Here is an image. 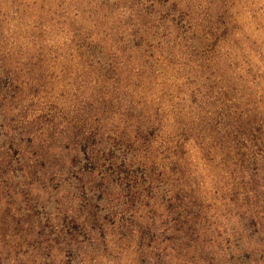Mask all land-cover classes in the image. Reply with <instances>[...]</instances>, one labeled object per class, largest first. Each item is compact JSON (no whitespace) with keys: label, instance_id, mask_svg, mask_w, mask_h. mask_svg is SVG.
<instances>
[{"label":"rangeland","instance_id":"rangeland-1","mask_svg":"<svg viewBox=\"0 0 264 264\" xmlns=\"http://www.w3.org/2000/svg\"><path fill=\"white\" fill-rule=\"evenodd\" d=\"M0 264H264V0H0Z\"/></svg>","mask_w":264,"mask_h":264}]
</instances>
